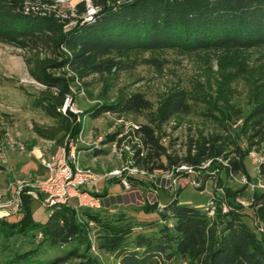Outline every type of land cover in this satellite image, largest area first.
I'll return each instance as SVG.
<instances>
[{
	"label": "trees",
	"instance_id": "1",
	"mask_svg": "<svg viewBox=\"0 0 264 264\" xmlns=\"http://www.w3.org/2000/svg\"><path fill=\"white\" fill-rule=\"evenodd\" d=\"M39 3L48 8L38 7ZM90 3L100 10L93 22L84 23L85 1L63 12L56 0H0V42L28 53L30 74L42 87L33 99V107L53 122L50 126L35 124L33 132L56 145H61L67 135L76 137L80 129L73 114L61 113L66 96L72 95L71 86L80 82L85 86L89 77L124 70L123 60L127 56L166 50L184 53L264 50V0H90ZM103 108L91 116L97 118L103 112L140 113L150 110L152 103L142 93L121 91L114 102ZM190 113L184 91L174 89L161 100L156 122L162 126L175 116ZM249 125L246 150L237 147L228 153L224 139L211 135L191 140L183 155L169 153L159 142L155 129L142 125L133 132L137 144L132 166L153 174L171 172L180 166L198 172L209 163L207 168L218 173L223 170L246 177L244 158L258 144H263L264 149V100L245 117L241 132ZM116 140V135H109L103 144L121 142ZM100 155V150L93 153L94 157ZM260 173L264 174V163L260 165ZM177 176L189 175L181 172ZM178 193L165 206L154 203L141 207L147 213L157 212L160 217L158 222L143 227L124 213H99L74 206L50 209L46 223L37 226L31 217L33 200L22 193L21 220L3 221L4 229L0 224V264H100L91 254L93 245L112 255L113 264H171L176 258L187 264H264L262 240L244 222L243 210L234 201H227L230 207L227 213L219 210L210 219L206 211L180 205ZM250 199L249 210L255 226L264 234V190H255ZM24 224L28 225L27 230ZM90 224L103 228L94 239L90 237L93 229ZM37 228L43 230L41 242L47 243L54 256L41 259L39 246L25 253H5L8 237L24 236ZM76 244L84 245V249Z\"/></svg>",
	"mask_w": 264,
	"mask_h": 264
},
{
	"label": "rangeland",
	"instance_id": "2",
	"mask_svg": "<svg viewBox=\"0 0 264 264\" xmlns=\"http://www.w3.org/2000/svg\"><path fill=\"white\" fill-rule=\"evenodd\" d=\"M57 1L60 0H56V3ZM81 1L86 2L87 8L90 0H70V3H60L58 9L64 12L70 8V4L75 7ZM37 6L48 8L44 4ZM28 57V53L0 42V194L7 193L9 197L16 194L20 182L35 186L44 170L40 157L50 156L58 146L54 142L37 137L33 132V125L50 126L53 122L33 107V99L42 87L30 74L26 62ZM123 61L126 67L124 70L103 77L92 76L86 80L85 86L80 82L70 88L71 104L74 109L83 113L80 123H76L84 126V143H78V149L89 150L80 154V164L83 168L103 176L121 168L127 160L133 161L137 144L133 132L142 125L155 129L159 142L169 153L183 155L191 140L211 135L224 139L228 153L237 147L242 150L248 148L247 140L251 126L241 132V125L252 108L264 100L263 49L192 53L166 50L153 54H132ZM174 89L184 91L191 113L175 116L160 126L156 122L159 104L167 93ZM121 91L142 93L152 103V108L140 113L103 112L97 118L91 116L94 112L103 111L107 103L114 102ZM109 135H116V141L120 139L121 142L104 145L103 141ZM98 150L101 155L94 157L93 153ZM40 152L42 154H39ZM243 163L246 177L250 179L248 181L254 185H264V174L260 173V165L264 163L263 144L252 148ZM130 177L132 183L152 188H156L152 183L154 179H167L170 183V194L162 186L157 188L160 202L169 204L179 191L177 201L180 205L204 212L214 197L221 203L232 200L236 204L239 200L248 201L253 193L250 187L245 188L239 182L242 175L233 176L223 170L218 173L217 170L204 166L197 173V179L204 180L201 190L192 183L195 179L192 175L181 177L177 184L172 183L173 177L163 172ZM110 181L117 182L106 179L100 182L98 187ZM184 183L187 185L179 190ZM256 190L260 191L258 188ZM74 202L71 201L73 206ZM249 209L242 208L245 215L243 220L262 240L264 247V234L256 228ZM129 213L141 227L160 220L157 212ZM50 214L51 210L40 202L31 203L32 222L37 226H43ZM21 217V214L0 216V224L4 223L3 221L17 222ZM122 217L124 218V215ZM3 225L1 229L6 227ZM23 227L27 230L28 225L24 224ZM92 227L90 237L94 239L103 228ZM42 231L37 228L26 232L24 236L15 234L8 237L5 253H25L39 246L40 258L49 259L55 254L51 253L47 243L41 242ZM76 245L84 249V245ZM69 247L70 245L65 246L60 251ZM91 254L100 264L114 263L112 255L97 250L95 245L92 246ZM171 264L187 263L176 258Z\"/></svg>",
	"mask_w": 264,
	"mask_h": 264
},
{
	"label": "built area",
	"instance_id": "3",
	"mask_svg": "<svg viewBox=\"0 0 264 264\" xmlns=\"http://www.w3.org/2000/svg\"><path fill=\"white\" fill-rule=\"evenodd\" d=\"M70 3V0L57 1L60 3ZM83 15L84 23L94 21L95 15L99 12V8L89 5ZM57 7V6H56ZM54 7V8H56ZM74 6L70 4V9ZM71 95H67L64 104L61 108V113L69 112L74 115L75 123H80L82 112L74 109ZM84 126H80L76 137L67 135L61 145H58L55 151L48 157L41 156L40 164L44 169V177L40 179L34 187L25 182L18 183L17 192L14 196L9 197L7 193L0 194V216L19 215L22 209L21 194L24 193L33 201L40 202L47 209H53L61 206H73L71 201H75L74 207L86 208L89 210H98L101 207L98 193V184L106 179L117 181L124 190H129L132 184L131 177L133 175H146V171L134 168L133 161L127 160L121 168L114 169L105 175H99L89 169H85L80 164L81 151L78 149V143L83 142ZM227 166L226 162L223 163ZM209 163L204 167H208ZM181 172H186L188 175L194 176L192 182L196 188L202 187L204 181L197 179L196 171L180 166L171 172H166L170 177H173V184H177L180 177L177 176ZM162 173V172H161ZM242 185L250 187L252 192L257 188L264 190V185L258 183L251 184L245 176H242L239 181ZM251 199L248 201L239 200L236 205L241 208H250ZM230 207L227 203H218L215 197L210 202L207 208V215L210 219H214L217 212L220 210L222 214L229 211ZM41 237V236H40Z\"/></svg>",
	"mask_w": 264,
	"mask_h": 264
},
{
	"label": "crops",
	"instance_id": "4",
	"mask_svg": "<svg viewBox=\"0 0 264 264\" xmlns=\"http://www.w3.org/2000/svg\"><path fill=\"white\" fill-rule=\"evenodd\" d=\"M81 154L84 152H89L88 149L80 150ZM39 154H42L41 152ZM48 157V156H47ZM43 168V167H42ZM41 179L44 177V170H42ZM157 179V178H156ZM154 179L152 181L154 187H144L143 185H137L132 183L129 190H124L118 182H107L98 187V197L100 200L101 207L98 210H93L99 213H124L128 217L130 216L129 212H139L143 211L141 207L145 205H150L156 203L159 207L165 206L166 204L160 202L159 194L157 188L160 186L167 189L168 194H170V183L167 179ZM145 191V193H143ZM140 208V210H137ZM147 213V212H146ZM151 213V212H149Z\"/></svg>",
	"mask_w": 264,
	"mask_h": 264
},
{
	"label": "bare ground",
	"instance_id": "5",
	"mask_svg": "<svg viewBox=\"0 0 264 264\" xmlns=\"http://www.w3.org/2000/svg\"><path fill=\"white\" fill-rule=\"evenodd\" d=\"M74 1V0H73ZM75 2H76V0H75Z\"/></svg>",
	"mask_w": 264,
	"mask_h": 264
}]
</instances>
